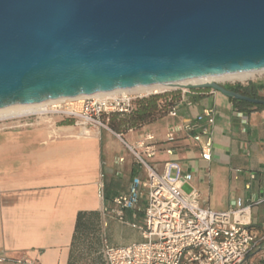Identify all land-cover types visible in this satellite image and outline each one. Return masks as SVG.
<instances>
[{
	"label": "crops",
	"instance_id": "crops-1",
	"mask_svg": "<svg viewBox=\"0 0 264 264\" xmlns=\"http://www.w3.org/2000/svg\"><path fill=\"white\" fill-rule=\"evenodd\" d=\"M250 83L261 86L257 95L264 97V80ZM169 92L176 116L165 115L123 137L131 143L154 134L159 149L149 162L158 172L164 162H176L190 175L184 189L196 190L200 206L214 212L227 211L236 200L251 204L250 229L261 234L264 106H246L212 90ZM207 110L213 121L203 117L198 130L206 129L212 139L209 161L184 131L165 141L171 128L195 122ZM62 121L49 117L0 123V255L15 259L25 254L36 264H103L105 244L123 247L142 240L129 224L142 223L145 193L135 212L125 211L128 224L119 223L110 209L112 199L126 194L135 178L146 180V173L116 132ZM244 264H264L262 244Z\"/></svg>",
	"mask_w": 264,
	"mask_h": 264
},
{
	"label": "water",
	"instance_id": "water-1",
	"mask_svg": "<svg viewBox=\"0 0 264 264\" xmlns=\"http://www.w3.org/2000/svg\"><path fill=\"white\" fill-rule=\"evenodd\" d=\"M264 71V0H0V109Z\"/></svg>",
	"mask_w": 264,
	"mask_h": 264
},
{
	"label": "built area",
	"instance_id": "built-area-1",
	"mask_svg": "<svg viewBox=\"0 0 264 264\" xmlns=\"http://www.w3.org/2000/svg\"><path fill=\"white\" fill-rule=\"evenodd\" d=\"M256 77L264 78V72ZM159 93L163 91L139 93L119 90L80 99H61L34 114L35 118L74 120V124L82 128L111 130L108 127L111 114L128 115L137 99ZM167 115L176 116V106ZM203 117L212 123V112L207 110L197 116L195 122L171 128L165 135V141L175 140L176 133L184 131L199 147L201 158L209 161L212 139L206 129L198 130ZM115 136L134 161L143 167L146 180L135 178L126 194L115 196L110 213L119 223L128 224L125 211L135 212L143 193L146 195V205L142 223L129 224L142 240L123 247L105 244L102 250L104 264H244L246 257L257 246L262 244L264 247V228L261 234L250 229L251 204L236 200L225 212L203 208L199 204L200 194L196 190L184 189L190 175L184 173L176 162H164L161 172L150 164L149 160L159 149V141L154 134L145 133L131 143L122 133H115ZM166 152L170 153L169 150ZM98 196L102 197L101 185ZM0 264L36 263L23 254L15 259L0 255Z\"/></svg>",
	"mask_w": 264,
	"mask_h": 264
},
{
	"label": "trees",
	"instance_id": "trees-1",
	"mask_svg": "<svg viewBox=\"0 0 264 264\" xmlns=\"http://www.w3.org/2000/svg\"><path fill=\"white\" fill-rule=\"evenodd\" d=\"M260 87L261 86L249 82L247 85L242 86L238 84L228 89L249 98L262 99L264 101V97L257 95V90ZM170 95V92H163L137 99L130 114L124 116L111 114L109 116L108 127L116 133H124L129 129H138L164 117L175 105V97H170ZM234 102L246 106H253V104L244 101L234 100ZM256 106L262 107L261 105ZM62 123L69 124L71 121L63 120Z\"/></svg>",
	"mask_w": 264,
	"mask_h": 264
},
{
	"label": "bare ground",
	"instance_id": "bare-ground-1",
	"mask_svg": "<svg viewBox=\"0 0 264 264\" xmlns=\"http://www.w3.org/2000/svg\"><path fill=\"white\" fill-rule=\"evenodd\" d=\"M263 72L264 71H247V72L230 73V74H225V75H221V76H217L213 78H202V79L185 81L179 84L180 85L181 84L183 85L202 84V83L211 82V81H216L220 83H223V82L242 83V82L254 80L257 75L262 74ZM166 89H172V88L168 86L154 85V86H146V87H136V88L129 89V90L137 91L139 93H149V92H161ZM117 91L108 92V94L115 93ZM101 94H105V93H99L95 95H101ZM80 98H83V97H76L74 99H80ZM54 101H57V100H54ZM54 101H48V102H43L39 104L17 105V106H10L7 108H2L0 109V120L4 118L6 119V118H12V117H21V116L28 115V114H34L36 112H41L46 108L47 105H49L51 102H54Z\"/></svg>",
	"mask_w": 264,
	"mask_h": 264
},
{
	"label": "rangeland",
	"instance_id": "rangeland-1",
	"mask_svg": "<svg viewBox=\"0 0 264 264\" xmlns=\"http://www.w3.org/2000/svg\"><path fill=\"white\" fill-rule=\"evenodd\" d=\"M257 78V77H256ZM254 79L255 81L257 80V81H259V80H264V78H261V79ZM254 80H250V81H247V82H243V83H238V82H235V83H230V82H223L222 84H224V85H228V84H246V83H248V82H251V81H254ZM172 89H166V90H164L163 92H169V91H171ZM56 118H59V117H56ZM61 119V118H60ZM63 120H68V119H63ZM21 122V123H23V122H32V123H35V114H31V115H24V116H21V117H12V118H4V119H1L0 120V123H3V122ZM69 121H71L72 123H74V120H69Z\"/></svg>",
	"mask_w": 264,
	"mask_h": 264
}]
</instances>
